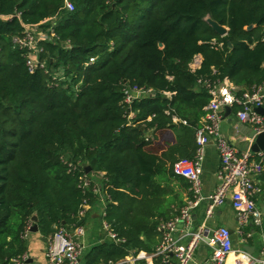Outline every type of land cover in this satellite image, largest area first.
Segmentation results:
<instances>
[{
  "label": "trees",
  "instance_id": "obj_1",
  "mask_svg": "<svg viewBox=\"0 0 264 264\" xmlns=\"http://www.w3.org/2000/svg\"><path fill=\"white\" fill-rule=\"evenodd\" d=\"M71 1L68 11L64 0H0V264L27 252L33 215L50 237L84 227L90 212L79 211L101 197L102 218L123 241L100 239L84 263L153 253L157 224L189 195L173 164L194 156L212 98L197 80L226 81L237 95L264 83V0ZM52 16L56 38L39 42L45 64L30 72L14 39ZM133 86L155 94L126 104Z\"/></svg>",
  "mask_w": 264,
  "mask_h": 264
},
{
  "label": "built area",
  "instance_id": "obj_2",
  "mask_svg": "<svg viewBox=\"0 0 264 264\" xmlns=\"http://www.w3.org/2000/svg\"><path fill=\"white\" fill-rule=\"evenodd\" d=\"M63 8L68 11L73 10L72 1L64 0ZM56 23V16L49 17L42 22L43 25L47 24L46 28L39 25H28L24 28L23 36L14 39L15 43L25 47L28 51L26 65L30 72L38 66L44 67L45 62H40L38 57L42 50L39 42L53 41L56 38L54 31ZM94 61V58H90L87 65L93 64ZM200 61V56H195L190 67L193 70L197 69ZM197 83L208 88L212 96L205 106L202 125L195 133L197 149L192 158H180L173 164V173L188 181L189 195L186 196L178 214L157 224L156 230L160 235V242L153 253L140 252L127 259L109 264H134L138 259H144L149 264H189L193 260L196 247L206 237L213 251L208 259L197 264H264V240L258 253L254 255L243 246L234 247L231 233L226 227L210 230L204 222L196 227L193 226V212L201 202H206L205 217L210 218L215 208L230 195L229 200L238 220L237 234L241 242L246 244L248 238L252 236V228L260 230L263 228L264 212L255 200L259 186L253 181L252 176L260 175L264 171V149L254 152L249 144L239 151L223 136L220 122L225 106L235 107V116L239 123L250 124L256 133L264 131V114L255 109L264 106V83L239 95L236 94V87L226 81L212 85L210 80L199 79ZM154 94L151 88L127 87L124 102L130 104L133 100ZM210 140L217 149L220 166L217 172L218 185L212 193L205 195L202 193L201 173L205 145ZM97 175L102 176V173H97ZM82 186H89L86 173L82 177ZM93 190L98 195L101 194L100 188ZM89 208L90 205H84L78 216L84 217ZM101 215H105L104 207L101 208ZM30 227L31 225L25 231L24 238H27ZM102 227L109 239L123 241L104 220ZM209 231L210 235H208ZM179 233L181 237L178 236ZM80 234H83V227H75L73 234L65 227H58L49 237L45 250L47 264H79L80 256L85 248L83 243L76 240L75 236ZM262 236H264L263 230ZM182 237L186 238V242H181ZM26 253L12 259L11 264H25Z\"/></svg>",
  "mask_w": 264,
  "mask_h": 264
},
{
  "label": "crops",
  "instance_id": "obj_3",
  "mask_svg": "<svg viewBox=\"0 0 264 264\" xmlns=\"http://www.w3.org/2000/svg\"><path fill=\"white\" fill-rule=\"evenodd\" d=\"M229 107V106H228ZM263 113L264 114V106ZM220 129L224 137H226L239 151L245 149L249 144L252 146L255 142V137H252L253 127L247 123H239L235 116V107H230L228 112H223V117L220 122ZM220 160L217 149L214 143L210 140L205 145L204 160L202 162L201 186L202 193L208 195L212 193L218 185L217 172L219 170ZM92 179H97L96 175H91ZM252 179L259 186V192L255 196V200L260 209L264 212V171L260 175L252 176ZM228 198L218 205L213 215L210 218L205 217L206 202H201L193 212V226L196 227L204 222L206 227L210 230L217 227H226L231 232V239L234 247L249 246L250 253L256 255L262 245L264 236V223L262 230L251 229L252 236L248 238L246 244H243L237 234L238 220L234 210L232 209L230 200ZM104 200L100 198L95 205L89 208V218L86 225L83 227V234L77 235L76 240L83 243L84 250L80 256L79 264H85L83 255L85 250H89L93 245L97 244L100 239L107 238V233L102 227L103 218L101 215V208L104 207ZM101 218L98 222L96 219ZM98 224V225H97ZM32 226V225H31ZM71 234L73 230L66 228ZM210 235V231L208 233ZM181 237V234L179 235ZM27 240V260L25 264H47L45 257V250L48 245L49 237L42 236L39 231L32 233L29 230ZM181 242H186V238L182 237ZM212 247L208 243L206 237L202 240L195 249L193 260L189 264H197L208 259L212 254ZM129 256H133L131 253ZM144 260V259H138ZM138 260L134 264H138ZM146 264L148 261L144 260Z\"/></svg>",
  "mask_w": 264,
  "mask_h": 264
},
{
  "label": "water",
  "instance_id": "obj_4",
  "mask_svg": "<svg viewBox=\"0 0 264 264\" xmlns=\"http://www.w3.org/2000/svg\"><path fill=\"white\" fill-rule=\"evenodd\" d=\"M206 21L208 22V24L211 26L212 30L214 32H216L218 35L220 36H225L227 34L228 29L225 26L220 25L219 23H217L216 21L212 20L211 18H207ZM252 26H248L247 29H251ZM228 45L231 47V43H228ZM159 46H162V44L160 43ZM257 112L259 113H263V108L262 107H256L255 108ZM225 112H228L230 110V107L225 106ZM201 126V125H200ZM198 126V128L200 127ZM252 137H255V142L254 144H252L251 146V150L254 152H258L259 150L264 149V131L256 133L255 130H253L252 133ZM90 166H86V171H90ZM230 197V195H228ZM264 210V208H263ZM31 220L33 221L32 226L30 227V231L32 233H35L38 231V226H37V216L33 215L31 217ZM231 233V232H230ZM244 248L247 251H251V248L249 246H244Z\"/></svg>",
  "mask_w": 264,
  "mask_h": 264
},
{
  "label": "rangeland",
  "instance_id": "obj_5",
  "mask_svg": "<svg viewBox=\"0 0 264 264\" xmlns=\"http://www.w3.org/2000/svg\"><path fill=\"white\" fill-rule=\"evenodd\" d=\"M56 76H57V73H56ZM94 180H96L97 181V179H95L94 178ZM97 183V182H96ZM97 185V184H96ZM100 199V198H99ZM98 222H100L101 221V218L99 217L98 219H96ZM98 225V224H97Z\"/></svg>",
  "mask_w": 264,
  "mask_h": 264
}]
</instances>
